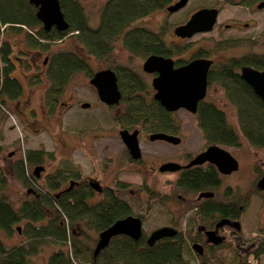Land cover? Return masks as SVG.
<instances>
[{
	"label": "trees",
	"instance_id": "obj_1",
	"mask_svg": "<svg viewBox=\"0 0 264 264\" xmlns=\"http://www.w3.org/2000/svg\"><path fill=\"white\" fill-rule=\"evenodd\" d=\"M58 1L67 23L64 30H58L55 26L45 29L36 17L37 7L29 0H0V113L8 100L18 98L23 91L21 82L12 75V43L6 37L9 34L23 32L25 43L34 47L47 46L49 42L73 36L87 54L98 58L109 55L117 41L132 56L143 58L150 54L173 56L185 50V45L165 42V25L158 31L141 25L130 26L135 19L151 14L172 0H104L96 26L89 24L82 0ZM255 1L259 0H226L234 4H251ZM240 42V39L216 41L210 50L198 48L195 52L200 55L215 54L221 49L239 45ZM243 65L264 69V53L249 52L240 57L228 58L221 62L219 68L223 73L217 77L223 81L227 97L236 106L242 135L252 145L264 148V104L232 72ZM112 69L128 103L127 112L131 121L136 122L142 116L160 119V107L146 90L148 87L141 74L127 65L116 64ZM77 71H84L88 77L93 75L88 61L78 51L60 50L49 57L47 77L54 88L60 89L66 85ZM195 116L201 135L207 142L223 145L239 143V132L230 124L223 109L214 102L199 101ZM33 154L37 158L40 156L39 151L26 150L25 162L32 164L35 161ZM60 174L58 172L57 177L48 181L50 189L58 187ZM15 175L28 184L22 165H17ZM215 180L213 171L195 169L184 172L180 186L209 189L213 187ZM4 185L5 176L0 174V229L10 235L15 224L24 220L25 239L10 245L0 239V264H34L32 257L44 242L59 245L50 253L49 264H178L184 260L185 250H190V238L180 234L159 239L152 245L145 243L144 236L137 240L115 236L95 255L94 249L86 242L90 236L84 233L81 234L82 237L74 236V222L85 221L90 227L101 230L117 216L123 215V204L110 193H107L105 200L99 205L91 206L83 203L80 194L75 193L70 197L71 202H67L61 198L54 199L50 191H46L40 192L37 198L33 196L25 199L15 207L7 198ZM48 209L52 211L51 215H47ZM234 259L232 264H236ZM220 264L225 262L221 260Z\"/></svg>",
	"mask_w": 264,
	"mask_h": 264
},
{
	"label": "rangeland",
	"instance_id": "obj_2",
	"mask_svg": "<svg viewBox=\"0 0 264 264\" xmlns=\"http://www.w3.org/2000/svg\"><path fill=\"white\" fill-rule=\"evenodd\" d=\"M103 3L104 0H82L91 26L98 24L99 9ZM257 3L258 1L251 4H234L226 2V0H189L183 8L176 12H168L164 8V5L147 16L135 19L130 26L141 25L158 31L161 26L165 25L167 27V31L163 36L165 42L168 44L185 45V50L181 53L183 56H188L198 48L210 50L214 47L215 42L218 41L217 37L225 40L240 39L239 45L221 49L215 54H209L213 58L218 59L219 64H221V62H225L228 58L240 57L244 53H264V7L257 8ZM198 7H216L219 9L216 22L218 28H214L211 32L197 33L187 40H178L173 33L174 26L185 21ZM245 23H249V25L244 26ZM224 24H230L235 27L225 29L221 27ZM220 28L223 29L222 34L220 33ZM217 33H220V35L218 36ZM3 37L5 38V35ZM6 37L12 43V75L22 84V99L24 100L26 95H28L30 88L35 91L30 101L28 103L22 101L20 106L15 105L14 100H8L4 110L0 113V174L5 176L3 189L7 198L13 206L17 207L25 199L33 196L28 191L29 185L22 182L15 175L17 165H22L27 176L25 177L29 178L28 174L32 170V164L25 162L24 154L26 150L46 149L53 151L59 157L67 154V149L65 151V148L62 147V144L66 143L72 147H78L72 151V164L88 175L91 173V169L95 167L100 181L108 183L113 170H104L106 169V165L104 164H106L107 160L103 162L102 159H107L105 157L114 158L115 155L117 157L122 145L117 135L114 136L117 133V127L112 126L113 123L106 117L105 113L100 110L102 113H100L99 119L92 122L82 119L83 115H81V112H86L85 110L76 111V108H69L65 114L61 115L62 107L57 106L55 114L48 118L45 117L44 111L38 106L40 89L43 86L51 84L47 77V68L42 65L44 57H50L56 51L73 49L84 55L86 52L82 49L79 41L75 37L68 35L60 40L47 43V46L34 47L28 46L25 43L23 32L20 34H9ZM85 58H87L86 60L92 72L108 67L112 68L116 64L130 66L141 74L146 85L150 88L151 77L141 67L144 58L132 56L121 45L120 41L115 43L111 53L104 58H98L90 54L88 57L85 56ZM89 84V77L84 71H77L67 83L73 89H75L74 86H79L77 89L80 90L85 89ZM206 98L223 109L230 124L239 132L238 147L222 145L224 148L230 150L240 163L239 170L232 176L223 178V182L235 188L245 190L253 184L256 178L257 173L254 172V169H264V148L252 145L242 135L236 106L224 91H215L214 88L210 87ZM27 109H30V113L32 112L33 115L27 114ZM177 113L180 121L182 143L176 149H180L182 152H194L200 150V148H204L205 141L197 126L195 117L184 109H179ZM141 149H148L146 142L141 143ZM155 149L157 150V147ZM47 164L46 169H53L52 164L54 166V162L47 161ZM164 177L161 176L157 179V187L162 188L163 183L166 186ZM129 179L132 182L135 180L132 174H130ZM256 203L259 204V207H257ZM161 210V206L156 205L146 214L144 223V232L146 234L151 229L167 222L168 216L163 214ZM182 212L180 216L185 215ZM51 214L52 211L48 209L47 215ZM254 219L260 223V226H264V192L259 195V199L255 201L253 206H250L246 211L243 222L247 231L249 228L256 226L253 225L256 222L253 221ZM24 223V220H21L15 224L14 230L10 235L0 229V239L9 245L25 239ZM74 228V236L82 237L81 234H87L90 237L86 242L94 248L98 232L94 231L90 227V224L85 221H75ZM58 247L57 243H42L39 251L32 257V262L34 264H49L48 257L50 253ZM62 248L64 249V247ZM184 253L185 260L189 258L193 259L190 250H185ZM229 255V253L221 249L216 252L214 259H217V262L220 259L218 256H222L223 261L231 263L233 258ZM216 262H211V264H219ZM258 264H264V255L260 256Z\"/></svg>",
	"mask_w": 264,
	"mask_h": 264
},
{
	"label": "flooded vegetation",
	"instance_id": "obj_3",
	"mask_svg": "<svg viewBox=\"0 0 264 264\" xmlns=\"http://www.w3.org/2000/svg\"><path fill=\"white\" fill-rule=\"evenodd\" d=\"M176 1L177 0H172L167 5L173 4ZM167 5H165L164 8H166ZM187 19H185V21ZM248 25L249 23L244 24V26ZM221 27L226 29L235 26L224 24ZM214 28H218L216 23L213 29ZM222 28H220L221 34L223 30ZM220 33H217L218 36ZM176 38H178V40H187L191 37L181 38L176 36ZM217 38L218 41H222L223 39L221 37ZM78 53L84 59H87L85 56L88 57L89 55L84 53V56L82 55L83 53ZM164 57H170L173 59L174 67L182 66L194 59H210L212 62L207 72L206 95L210 87L214 88L215 91L226 92V86L223 81L217 77L223 73V70L219 68L220 64L218 59L213 58L211 55H200L196 54L194 51L188 56L178 54ZM48 61L49 56H45L42 61L43 67L47 68ZM232 72L243 80L240 77V68L238 70H232ZM145 73L151 77V89L147 86L148 88L146 90L149 91V94L151 92L150 95L153 97L155 90L152 86V79L156 74ZM91 77H89V80ZM78 87L79 86H74L75 89H73L72 86H68L67 84L62 86L60 89L54 88L50 84L43 86L40 89L41 102H38V106L42 111H44L45 117L48 118L55 114L57 106L62 107L61 115L65 114L66 110L69 108H76V111L85 110L86 112H81V115H83L82 119L92 122L99 119L100 113H105L106 117H108V119L113 123L112 126L117 127V133L114 136L117 135L118 140L122 145L117 157L115 155L114 158L105 157L107 159H102L103 162L104 160H107L105 162L106 164H104L106 165V169L104 170H113L112 176L108 183L101 182L100 177L96 174L97 169L95 167L94 169H91V173L89 175L84 174L80 168L71 163L72 151L78 147H72L67 143L62 144L65 151L67 149V154L59 157L53 151H48L46 149L43 150L40 148L31 149L40 152V156L38 158L35 154L32 155V158H34L35 161L32 163V170L28 174V191L32 193L34 197H39L40 192L45 193L46 191H50V194L53 195L54 199L61 198L67 200V202H71L70 197L77 193L82 196L83 203H87L91 206H97L105 200L107 193H110L117 201L123 204L125 213L117 216L107 227L113 224L116 220L123 219L127 216H134L141 221L142 234L140 237L144 236L146 244L147 237L150 233L153 230L164 226L173 228L177 231L176 234L171 237L180 234L183 237L187 236L190 238L189 247L193 259H184L178 264H211V262H216L217 259H214L215 254L221 249L229 253V256L233 259L236 257L234 259L236 260V264L259 263L260 256L264 255V226H260V223L254 219L253 221L256 222L253 225L256 226L249 228L247 231L243 221L247 209L250 206H253L255 201L259 199V195L264 192V188H259L257 186L258 180L264 172V169H254V172L257 173L256 178L253 184L245 190L225 184L223 182V178L232 176L239 170V160L230 150L224 148L222 146L223 144L207 142L204 138L205 146L202 149L200 148L198 151L182 152L180 149H176V147L182 143V138L180 136V121L177 113L179 109L169 111L157 101L160 107L158 110L160 119L142 116L139 120L133 122L127 112L128 103L125 101L124 93H122L123 90L121 87L118 86V90L120 92L119 101L112 104H107L101 101L96 88L91 84L81 90L77 89ZM33 93H35V91L30 88L28 95H26L24 100L22 99V94L18 98L13 99L15 101V105L20 106L22 101L28 103ZM206 95L202 100L211 101L206 98ZM130 97H132V95H130ZM100 110H102V112ZM196 111L194 113L190 112L195 119ZM26 113L29 114L30 109H27ZM30 114L33 115L32 112ZM122 130L127 131L129 134L137 130L136 136L140 153L139 157L135 158L131 155L129 148L120 135V131ZM156 134L177 137L179 138V141L174 143L173 141L163 138L151 137ZM92 136L96 137L95 135ZM142 142H146V146L148 148L147 150L141 149ZM210 145H217L227 150L237 160V169L224 174L219 172L216 165L209 161L187 166L199 153L203 152ZM229 146L238 147L239 143L237 145ZM155 147H157V150ZM47 161L54 162V166L52 164L53 169H46V165H48ZM175 165L181 167L174 169ZM37 166L42 168L36 173L34 170ZM195 169L201 171H213L216 179L212 184L213 187H209V189H195V187L180 186L181 176L184 172ZM58 172H61V179L58 183V187L52 190L48 185V181L51 178L57 177ZM130 174L134 176L135 180L133 182L129 179ZM161 176H165L166 185L164 186V183L162 182V188L159 186L157 187V179ZM94 186H99L100 189L98 190ZM201 192H212L213 195L208 197H198ZM156 205L161 206V211L163 214L168 216V220L165 224L151 229L149 233L146 234L144 232L146 214L149 213L152 207ZM257 207H259V204H257ZM181 212L185 215L180 216ZM92 229L98 232V235L100 231L103 230H99L98 227ZM209 233H211L214 237L220 238L221 241L219 243H214L210 239ZM115 236H127L131 238L127 234H118ZM115 236L110 238L108 244ZM194 244L200 245L201 252H198L193 248ZM218 257H220V259L216 263L220 264L223 257ZM223 262H225V264H232V262L230 263L229 261Z\"/></svg>",
	"mask_w": 264,
	"mask_h": 264
},
{
	"label": "water",
	"instance_id": "obj_4",
	"mask_svg": "<svg viewBox=\"0 0 264 264\" xmlns=\"http://www.w3.org/2000/svg\"><path fill=\"white\" fill-rule=\"evenodd\" d=\"M189 0H177L173 4L167 5V10L173 12L183 7ZM37 7L36 17L47 29L55 26L58 30H64L67 23L63 17L58 0H29ZM257 8L264 7V0L256 5ZM219 9L216 7H200L195 10L189 18L173 28V33L181 38H190L197 33L210 32L215 23ZM210 59L200 58L189 61L188 63L174 67L173 59L158 54L148 55L142 62V70L147 73H155L152 79V86L155 90L153 98L169 111L185 109L194 113L197 103L204 99L206 95L207 72L211 64ZM240 77L251 88L253 93L258 96L264 104V69L253 66L243 65L240 67ZM89 83L96 88L101 101L112 104L120 99L117 77L112 68H104L95 71ZM137 130L129 134L127 131H120L123 141L126 143L133 157H139V147L137 141ZM152 138H163L177 143L179 138L163 134H156ZM205 161L216 165L219 172L227 174L237 169V160L225 149L210 145L203 152L199 153L187 166L201 164ZM181 166L175 165L174 169ZM42 167H35L37 173ZM257 186L264 188V172L258 180ZM100 189L98 186H94ZM212 192H201L198 197L212 196ZM176 230L170 227H159L153 230L147 237V244L152 245L155 241L164 237H171L176 234ZM118 234H127L132 239H138L141 234V221L134 216H127L116 220L109 227L100 231L98 240L95 244L93 253L96 255L100 250L107 246L111 237ZM210 239L214 243H219L220 238L212 236ZM193 248L200 251V245L194 244ZM185 264V263H181Z\"/></svg>",
	"mask_w": 264,
	"mask_h": 264
}]
</instances>
